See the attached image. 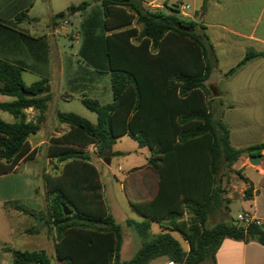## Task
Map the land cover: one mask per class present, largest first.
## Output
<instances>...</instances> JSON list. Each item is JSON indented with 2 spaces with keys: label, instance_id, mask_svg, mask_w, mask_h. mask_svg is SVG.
<instances>
[{
  "label": "trees",
  "instance_id": "16d2710c",
  "mask_svg": "<svg viewBox=\"0 0 264 264\" xmlns=\"http://www.w3.org/2000/svg\"><path fill=\"white\" fill-rule=\"evenodd\" d=\"M91 2L71 5L68 15L87 10ZM100 3L102 9L82 25L80 55L88 66L110 73L113 102L101 104L82 97V104L97 115V124L74 113H57V121L70 130L52 139L50 155L71 160L59 178H46L57 259L62 264H150L166 257L177 264H216L225 239L264 245V224L245 227L220 221L206 226L210 216L224 206L221 170L231 169L241 157L260 154L264 142L234 147L230 128L215 116L207 81L216 58L202 26L178 15L146 9L142 0ZM174 12L179 13L178 7ZM25 16L20 13L17 21ZM258 58H264V52L249 50L227 76ZM22 70L0 59V93L15 98L0 103V110L18 120L8 123L0 118V175L15 171L22 159L34 155L29 153L28 139L41 130L49 109L48 81L27 86ZM28 108L39 112L35 122L26 121L24 110ZM125 135L151 150L149 166L159 174L154 198L132 203L145 220H127L142 240L129 261L120 258L122 227L103 201L99 173L82 161L87 160L84 150L89 145L95 144L97 152L105 155ZM245 197H251V188L246 189ZM67 204L75 208L71 215L65 214ZM12 206L27 216L42 217L23 205ZM163 221L167 231L153 235L152 223ZM173 231L181 234L188 249ZM25 232L36 235L40 230L32 227ZM9 251L13 264H52L44 250Z\"/></svg>",
  "mask_w": 264,
  "mask_h": 264
},
{
  "label": "crops",
  "instance_id": "0c3cea01",
  "mask_svg": "<svg viewBox=\"0 0 264 264\" xmlns=\"http://www.w3.org/2000/svg\"><path fill=\"white\" fill-rule=\"evenodd\" d=\"M94 2L96 4L92 3L87 10L68 15L67 10L71 5L80 4L77 0H0V59L20 66L23 69V81L27 86L46 79L49 87L48 95H50L49 109L45 113L41 130L28 139L29 153L34 152V155L22 159L15 171L8 173L20 174L27 180V184L13 185L9 189L3 188L0 184V264H13L12 254L9 250H20L13 242L12 223L3 222V211L4 216L7 217L9 214L16 221L25 214L14 209L13 203L23 205L37 214L44 211L42 208L46 204V200L40 201L34 198L36 184L33 178L36 171L25 166L33 160H38L42 154L46 158V160H42L43 175L49 179L59 178L64 169H67V164L71 162V160L60 161L57 155L54 157L50 155L52 139L61 137L70 130L68 125L57 121V113L76 114L72 104L77 100L81 102L84 96L96 99L101 104L113 102L110 73L88 66L80 55L83 44L82 25L91 15L102 9L101 3ZM142 3L146 9H151V11L155 9V11H161L168 15H178L182 19L194 21L202 26L203 32L209 37L214 48L216 58L214 71L217 70L226 79L233 81L230 88L225 90H221L217 86L218 96L215 94L212 101L214 114L218 111L219 116L215 114L217 118L224 121L231 114L237 121L245 117L254 120L253 114L256 115L254 111L264 110V58L255 59L233 75L227 76L228 71L236 67L249 50L264 52V0H208L206 4H204V0H198V7L194 10L193 15L188 14L185 18L180 13L183 5L179 13L170 9L174 4H178L176 0H142ZM23 12L26 13V16L17 21V16ZM62 13L64 16L56 18ZM63 40H68L70 46H67ZM222 65L226 66L222 67ZM14 100V97L0 93V103H9ZM3 112L8 113L0 110L1 119ZM24 112L27 122H35L39 114L34 108L25 109ZM10 115L14 121L8 123L18 121L12 114ZM79 116L91 119L83 111L79 112ZM260 120L264 130V115ZM57 122L62 126L59 127ZM230 132L231 143L236 148L264 142L262 140L250 142L252 133L249 123H245V119L244 121L239 120L236 129H230ZM126 136L128 135L117 139L107 156L100 155L95 144L89 145L84 150L87 160L82 161L97 169L102 198L110 215L112 214L104 198L101 178L105 169L111 171L115 157L121 156L128 160L133 155L141 154L144 159L141 165L134 162L127 166L117 165L126 180H134L132 182L137 202H130L132 210L136 211L132 203L151 201L159 187V174L149 166L148 159L151 156V150L148 147H140L137 143L138 149L132 152L114 149V146H117V143ZM258 155L263 156L259 165H252L250 157H241L239 169L243 171L248 188H251V197L243 198L246 203L245 213L264 223V151ZM77 166L83 167L82 163ZM234 166H238V162ZM4 189L10 191V196H3ZM27 197L32 199V206L20 203L23 198L27 200ZM138 214L141 216V221H144V216ZM112 217L114 218V216ZM114 220L116 221L115 218ZM154 224L159 226V231L156 233L153 232ZM27 229L25 226L24 234ZM151 231L153 235L161 234L167 231V223L164 221L162 223L153 222ZM44 251L52 264L54 261L57 264H62L56 257L55 247L51 256L46 250ZM157 260L150 264H158L155 263ZM216 264H264V245L254 241L225 239L216 254Z\"/></svg>",
  "mask_w": 264,
  "mask_h": 264
},
{
  "label": "rangeland",
  "instance_id": "374dc122",
  "mask_svg": "<svg viewBox=\"0 0 264 264\" xmlns=\"http://www.w3.org/2000/svg\"><path fill=\"white\" fill-rule=\"evenodd\" d=\"M84 1H92L91 3L96 4V2H94L93 0H77L78 3H82ZM100 1L101 0L99 1L97 0V3L100 4ZM176 1L178 2V4H174L170 9L175 10L176 7H178L180 11L182 5L184 6L189 4L191 7L188 10L189 15H193L194 10L198 7V0H176ZM152 11H155V9L154 10L152 9ZM64 41L67 46H70L68 40H63V42ZM225 66L226 65H222V67ZM216 69H218V67H216ZM232 83H233L232 80L226 79L217 70H215L207 81V86L209 88L211 87L210 88L211 94L209 96L210 100L211 101L214 100L215 94L216 96H218L217 86L221 90H225L230 88ZM72 106H73L72 107L73 110H75V112H77L78 115L79 112L83 111L85 114H87L88 118H91L90 120L92 121H90L89 119L87 120H89L93 124H96V119H97L96 114L85 108L80 101L78 100L75 101L72 104ZM254 112L256 113V115L253 114L254 120H250L251 118L249 119L246 117L239 120L244 121L245 119V123L246 122L249 123V129L252 133L250 135L251 136L250 142H259L261 140L264 141V130L263 127L261 126L262 121L260 120L262 115H264V110H259ZM215 114L216 116H219L218 111H216ZM2 119H4L7 122L14 121L13 117L10 114L4 112L2 113ZM239 120L237 121L231 114L228 115V118L224 119L225 123L228 125V127L231 130L236 129ZM57 125L59 127L62 126L58 122ZM235 135L237 136L238 134ZM114 149L132 152L138 149V145L134 139H132L129 136H126L117 143V146H114ZM107 155L108 153H105V156ZM42 160H46V158L41 154L38 160H33L34 163L29 162L25 166L28 169H33L36 171V174L34 175L33 178L36 184L34 191V198L39 199L40 201L50 199L49 198L50 195H48V190H47L48 188L46 184V178L45 175H43V171H42ZM239 160L237 161L238 166H234L235 165L234 164L231 169H223L220 172V186L223 190V197L225 199V202L222 209L214 212L210 216L208 222L206 223L207 227L213 226L214 224L220 221L237 222L239 216L245 214L246 203L244 202L243 198L245 197V191L248 188V185L246 184V179L243 175V171L239 169ZM132 162L136 163L137 165H141L144 162V159L141 157V154L133 155L130 158H128V160L125 157L117 156L115 157V160L112 164V168L110 169L111 171L105 169L102 172V178H101L104 188V198L109 207L110 213L112 214V216H114L118 224H120L122 227L124 238H123V245L121 251V258L124 261H129L135 256V254L140 249L142 242L141 237L136 232V230L128 226L126 222V220L128 219H132L139 222L141 221V216H139V214L136 211L132 210L130 206L131 204L130 202H137L136 199L137 197L135 196V191L133 189L134 180L132 179L133 182L132 180H126L122 170H119L117 166L118 164H124V166H127ZM124 170L126 171L127 169ZM26 182L27 180L25 178H22L18 173L0 176V184L5 189L6 188L9 189L13 185H18V186L25 185ZM3 196H10V191L9 190L3 191ZM47 200L45 207L43 206L42 208L44 210L41 213L42 217H30L24 215L20 218V220L18 219L14 221V218H12L9 214H7V217L4 216L5 213L3 211V222L9 221L13 225L14 228L13 242L16 244L18 249L26 250V251L46 250L50 256L53 254L54 247L56 246V232L54 228L49 224L50 216L47 208L48 207ZM229 200H232L231 205L227 202ZM20 203L24 204L25 206L26 205L32 206L33 201L30 198H28L27 200L26 198H23V200H21ZM66 207L71 212L75 211V208L70 204H67ZM186 217L188 218V216ZM34 218L42 219L40 227L37 228L40 230V232L32 236L31 235L29 236V234H27L26 232L25 233L27 235L24 234L23 229L25 226L28 229L32 227H36ZM240 224L242 226L244 225L243 223ZM158 229L159 226L154 224L153 232L154 233L158 232L159 231ZM171 233L175 238H177L182 243L185 249H188L187 243L184 241L183 237L179 232L173 231ZM166 261H167L166 258L161 257L158 258L157 262L155 263L164 264ZM54 264H57V262L54 261ZM205 264H211V263L208 262Z\"/></svg>",
  "mask_w": 264,
  "mask_h": 264
},
{
  "label": "built area",
  "instance_id": "2783aa9c",
  "mask_svg": "<svg viewBox=\"0 0 264 264\" xmlns=\"http://www.w3.org/2000/svg\"><path fill=\"white\" fill-rule=\"evenodd\" d=\"M190 5H184L181 10V16L182 17H187L188 15V10L190 9ZM237 223H243L245 227L251 225V224H257V225H263L264 223L260 221L259 219H255L252 217V215L245 213L239 216ZM164 264H177L176 262L172 260H167Z\"/></svg>",
  "mask_w": 264,
  "mask_h": 264
},
{
  "label": "water",
  "instance_id": "95a60500",
  "mask_svg": "<svg viewBox=\"0 0 264 264\" xmlns=\"http://www.w3.org/2000/svg\"><path fill=\"white\" fill-rule=\"evenodd\" d=\"M95 1H97V0H95ZM249 160H250V163L252 165H259L260 162L263 160V156L262 155H254V156L250 157ZM64 210H65L66 215L72 214V212L69 211V209L66 206H64ZM34 221L36 223V228H39L41 225L42 219L41 218H34ZM235 224L237 225L238 223L236 222Z\"/></svg>",
  "mask_w": 264,
  "mask_h": 264
}]
</instances>
